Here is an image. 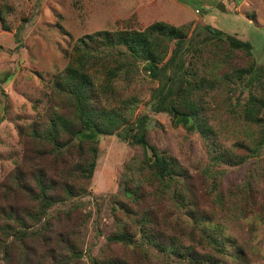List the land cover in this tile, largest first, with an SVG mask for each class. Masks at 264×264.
Instances as JSON below:
<instances>
[{"label":"rangeland","instance_id":"1","mask_svg":"<svg viewBox=\"0 0 264 264\" xmlns=\"http://www.w3.org/2000/svg\"><path fill=\"white\" fill-rule=\"evenodd\" d=\"M0 13V190L21 160L24 141L18 129L43 116L50 103L51 80L71 63L74 43L98 30H141L151 22H164L181 30L187 39L178 50H173L174 40L168 41L163 60L169 65L152 76L142 61L116 54L123 65L109 81L112 91L97 97L105 108L119 107L126 122L117 133L98 136L95 165L81 194L49 206L44 215L73 210L72 223L80 244L77 260L91 264L104 253L107 236L128 226L139 214L136 209L128 216L121 213L127 204L124 180H130L131 186H144L146 192L159 193L165 188L139 177L145 152L135 142V122L145 116L144 140L175 159L192 175L194 187L208 193V199L205 195L195 209L197 215L207 216V231L225 251L239 249L243 254L244 260H231L230 253L216 254L218 264H264V144L254 147L264 134V0H0ZM205 25L248 41L250 55L237 49L228 51L226 39L210 36ZM116 51H91L101 57L87 67L94 86L108 82L104 66L114 62L106 53ZM119 51L125 48L119 46ZM255 63L259 76L247 86V74L237 78L235 69ZM184 68H188L189 80L201 79L187 94L200 122L191 130L172 126L168 113L154 110L156 90L163 86L164 92L171 84L173 92ZM249 94L263 101L257 121L245 118L243 106ZM179 184L180 179L169 190ZM167 192L168 188L160 191L156 201L146 199L153 212L165 215L160 232L174 236L179 246L192 245L199 252L210 253L208 247L190 239V234L200 233L188 204L175 205ZM141 244L146 253L143 264H187L179 252ZM15 258V253L10 256V260ZM28 260L50 258L36 254Z\"/></svg>","mask_w":264,"mask_h":264},{"label":"trees","instance_id":"2","mask_svg":"<svg viewBox=\"0 0 264 264\" xmlns=\"http://www.w3.org/2000/svg\"><path fill=\"white\" fill-rule=\"evenodd\" d=\"M0 21L3 24L1 13ZM203 29L217 40L226 39L228 51L237 49L250 55L251 45L248 41L222 34L210 25L203 26ZM186 39L187 35L178 28L155 21L141 30L123 28L94 31L77 40L82 46L74 43L71 63L51 80L50 103L43 116L39 121H32L18 129L24 141L21 160L9 172L6 187L0 190V264H12L17 260L16 264H27L29 261L32 264H84L83 260H77L80 256V244L74 232L75 222L72 223L73 210L59 209L55 214L47 216L44 213L49 206L81 194L83 184L89 180L95 165L98 136L117 133L126 122L119 107L114 105L105 108L99 104L98 93L104 95L112 91L109 81L123 65L117 55L123 57L128 54L131 58L142 61L143 67L152 76L162 73L169 65L167 60H163L168 41L174 40L173 50H178ZM119 46H123L125 51H119ZM99 49L117 51L115 54L106 53L114 62L113 66H104L105 81L108 82L94 86L87 67L97 64L101 59L91 53ZM256 64H251L246 69L236 68V77L246 73L244 83L251 85L260 73ZM123 71L127 73V69ZM181 72L184 76L181 73L173 92L171 84L164 92L163 86L156 90L158 94L154 110L168 113L172 126L180 125L191 130L193 127L197 128L200 122L198 110L187 94L199 86L201 79L198 82L189 80L188 68ZM262 105L261 99L249 94L243 106L245 118L257 121ZM135 125V142L145 152L142 157L143 166H139V177L149 184L165 187L160 191L166 192L168 188V198L175 205L185 202L188 204V213L192 216V221L197 223V231L200 233L196 236L190 234V239L197 245L208 247L211 252H199L192 245L179 246L174 236L160 232L159 227L165 223V215L159 216L157 212H153L146 202L147 197L156 201L160 191L146 192L144 186H131L130 180L126 179L122 191L127 204L122 206L121 213L128 216L132 209H136L139 214L128 226H122L120 230L107 236L106 251L91 260V264H143L142 259L146 253L141 243L149 244L158 251L179 252L187 264H218L216 254H231V260L243 259L239 249L235 253L225 251L207 231V216L197 215L195 212L197 202H203L205 195L208 199V193L204 194L201 188L194 187L192 175L175 159L160 153L144 140L147 125L145 116L138 118ZM261 144H264V134L258 139L255 149ZM178 179L180 184L169 190V186ZM169 216L168 212V218ZM33 224L39 226L30 230ZM163 237L166 238L165 241ZM112 249L116 252H112ZM14 253L16 260L13 261L10 256ZM36 254L50 260H28L31 255Z\"/></svg>","mask_w":264,"mask_h":264},{"label":"crops","instance_id":"3","mask_svg":"<svg viewBox=\"0 0 264 264\" xmlns=\"http://www.w3.org/2000/svg\"><path fill=\"white\" fill-rule=\"evenodd\" d=\"M200 2L202 3V2H203V0H200ZM203 5H205V4H203Z\"/></svg>","mask_w":264,"mask_h":264}]
</instances>
